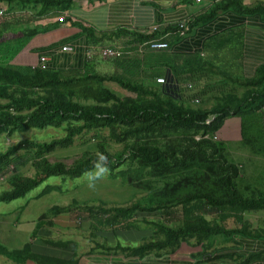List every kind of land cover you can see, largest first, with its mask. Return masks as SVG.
Masks as SVG:
<instances>
[{
    "label": "trees",
    "instance_id": "1",
    "mask_svg": "<svg viewBox=\"0 0 264 264\" xmlns=\"http://www.w3.org/2000/svg\"><path fill=\"white\" fill-rule=\"evenodd\" d=\"M74 1L0 0V10L7 15L27 10L37 22L30 27H27L29 19L18 23L25 26L24 31L9 41H4V29L0 28V136L8 138L33 129L64 131L63 136L47 141L22 139L0 152V176L9 172L6 176L9 188L0 193V202L24 198L50 177H59L64 182L98 168L107 170L113 178L119 174L128 187L145 193L137 201L121 206L101 202L81 207L75 201L67 206L53 205L34 223L29 241L16 248L0 242V256L14 264H79L75 243L67 258L40 252L33 243L39 238L45 217L71 216L78 210L87 213L79 219L90 223L95 237L102 228H110L112 234L149 232L137 245L121 244L118 240L113 244L105 237L93 240L94 245L87 252L89 256L160 257L174 253L186 243L203 247L200 261L236 257L237 264H247L260 257L244 258L227 253L230 246L226 244L234 243L236 237L264 239V228L255 227L245 219L246 213L264 215V190L244 184L246 177L242 175L241 164L230 158L220 129L227 117H239L240 143L251 154L264 153L263 132L259 136L251 131L264 118V66L247 79L218 69L213 72L218 74L217 81L208 79L209 84L199 86L198 75L206 69L212 70L213 64L202 62L198 54L181 60L171 54L170 48L177 35L191 33L197 25L204 26L224 13L239 17L258 14L264 19V6L247 8L242 0H211L192 19L150 30L147 35L122 29L96 36L94 31L84 29L95 45L112 36L126 38L123 43L127 46L142 45L141 55L108 59L119 65L130 62L129 67L137 74L134 70L128 72L131 77L141 76L139 80L95 72L93 63L81 74L48 69L43 67L44 63L34 68L12 65L10 62L38 32L39 20L55 17L57 10L66 9ZM4 16V13L0 15V20ZM168 35L174 39L170 40ZM151 41L166 42L168 48L149 49L147 44ZM167 70L175 77L178 87L165 83ZM157 78H163V83L157 82ZM227 82L242 88V92L218 93L212 96L210 106L201 104L202 96L212 94ZM107 83H114L127 95L121 97ZM191 93H195L194 98ZM211 117L213 120L207 123ZM102 131L107 136L102 138ZM89 132H94V137L101 141L86 147L79 158L71 163L49 158ZM109 142L121 145V149L109 151ZM21 157L30 162L33 176L20 172ZM58 189L47 186L41 194ZM139 214H157V217L139 221ZM43 243L66 249L70 242L46 238Z\"/></svg>",
    "mask_w": 264,
    "mask_h": 264
},
{
    "label": "crops",
    "instance_id": "2",
    "mask_svg": "<svg viewBox=\"0 0 264 264\" xmlns=\"http://www.w3.org/2000/svg\"><path fill=\"white\" fill-rule=\"evenodd\" d=\"M210 3L211 0H201V2H196V0L189 2L187 0H101L93 2L75 0L66 9L57 10L55 17L43 19L42 24L38 25L40 26L38 32L10 63L25 68L43 65L48 69L72 74L83 73L85 69H89V64L93 63L94 69L92 70L95 72L121 74L125 77V73L129 74V70L131 72L135 70L129 67L130 62H126L127 65H119L109 60L90 59L87 56L88 50L92 47H113L120 52V56L115 57L118 60L123 56L131 59L137 53L141 55L143 46L137 44L127 46L123 43L126 38L118 39L115 36L105 38L100 45H95L90 42L91 39L84 29L94 31L96 36L115 33L122 29L147 35L153 27L163 29L167 26H175L180 21L192 19L201 14ZM242 4L247 8L256 5L264 6V0H242ZM4 8L5 6H2V9ZM2 12L6 15L0 20V28L4 29L3 39L4 41L13 40L18 37L17 35L20 36V32H23L25 27L20 25L12 27V20L16 17L12 18L13 15L28 11L11 12L10 16ZM31 25L35 26L37 22H31L27 27ZM222 34L223 37L219 39ZM177 36L170 51L172 55L180 57L181 60L185 56L194 54L202 57V62L205 63L217 64L218 60L223 63L221 70L242 79L252 78L256 70L264 66V19L258 14L239 17L230 12L224 13L204 26L197 25L191 33ZM168 37H171L170 40L174 39L170 35ZM62 47H68L71 50L62 52ZM40 57L46 59L42 65H39ZM214 71V69L210 71L206 69L198 75L202 85L209 84L208 79L217 81L213 77L215 76ZM166 75L165 83L174 88L178 87V82L175 77L171 76L169 70L166 71ZM262 160L264 161V153ZM245 218L255 227H264V215L261 213H246ZM227 246H230L227 251L229 254L244 258L250 255L260 256L250 260L247 264H264L263 238L236 237L235 242ZM199 247L182 243L172 254H164L160 257L150 254L143 259L90 255L84 264H237L236 257L235 259L219 258L200 261Z\"/></svg>",
    "mask_w": 264,
    "mask_h": 264
},
{
    "label": "rangeland",
    "instance_id": "3",
    "mask_svg": "<svg viewBox=\"0 0 264 264\" xmlns=\"http://www.w3.org/2000/svg\"><path fill=\"white\" fill-rule=\"evenodd\" d=\"M27 16L28 18H26ZM12 18H14L12 27H19L18 23L21 21L24 22L27 19H29L30 22L28 23L30 24L34 21V15L30 13V11L13 15ZM43 21V19L39 20V23L42 24ZM22 24L23 23H21V25ZM213 66L214 70H218L222 68L223 63L217 60V64H213ZM134 73H136L135 70ZM215 76H218V74H215ZM215 76H213L214 79H218ZM125 77L131 78L132 80H135V78L139 80L141 76L137 77L134 74V77H131V75L125 73ZM200 84L201 81L198 82L199 86ZM106 85L121 97L127 95V92L119 89L114 83H107ZM229 91L240 94L242 88L235 87L229 82L222 83L214 89L212 94H205L201 98L199 96L201 104L205 103L206 106H210L212 104L213 95ZM194 94L195 93L190 94L191 98L195 97ZM263 126V120L260 123L258 121L255 128L251 129L252 133L261 136ZM63 135L64 131L61 129L46 128L44 130L33 129L29 132L15 133L14 136L8 138L0 136V152H3L8 146L22 139H33L41 142ZM101 136L102 138L103 136H107V132L102 131ZM220 136H222L225 141L226 147L230 152V158L236 163L241 164L242 175L246 177L244 184H249L254 188L264 190L263 154H251L248 147L240 143V118L236 116L227 117L220 129ZM99 141H101L99 138L94 137V132L84 133L75 139L71 147L57 150L49 155V158L51 160L59 159L66 163H71L80 157L82 151L85 150L86 147L93 146V144H97ZM119 149H121V145L109 142V151L115 152ZM19 161L21 163L19 168L20 172L24 176H33L34 169L30 162L26 160V157H21ZM10 168L11 167H9V171ZM120 170H124V167ZM8 173L7 171V174ZM7 174L0 176V193L9 188L8 182L6 181ZM47 186H57L59 189L41 194V191ZM144 193L145 191H138L128 187L119 174L113 178L107 170L101 168L86 173L80 178L73 180L68 179L64 182H61L59 177H50L39 187L26 194L24 198L14 200L10 203L0 202V242L9 248H16L29 241L34 223L53 205L67 206L75 201L77 205L81 207L85 204L92 205L100 204L101 202L108 206H121L137 201ZM24 205L25 207L22 209ZM86 216L87 213H81L75 210L71 216L61 214L52 219L45 217V225L39 231V238L33 240L37 250L67 258L72 252L74 247L73 243H75L77 256L80 258L79 264H84L89 256L87 254L89 248L94 245L93 240L105 237L113 244L118 240L121 244L137 245L140 243L141 237L149 235V232L142 230H137V232L116 231V233L112 234L110 228H102L101 231H96L95 237L92 233L94 230L89 226L90 223L79 219V217L85 218ZM156 217L157 214H139L138 220L140 221L143 218L155 219ZM261 228L264 227L261 226ZM46 238L69 241L70 243L66 249L54 248L48 246L49 244L44 245L43 241ZM198 249L201 253L204 252L203 247L200 246ZM0 264L14 263L0 256Z\"/></svg>",
    "mask_w": 264,
    "mask_h": 264
},
{
    "label": "built area",
    "instance_id": "4",
    "mask_svg": "<svg viewBox=\"0 0 264 264\" xmlns=\"http://www.w3.org/2000/svg\"><path fill=\"white\" fill-rule=\"evenodd\" d=\"M201 0H196V2H200ZM2 12L0 11V15ZM180 27H183V24L180 25ZM157 27H153L151 30H156ZM149 49L152 50H160V49H166L168 48V45L166 42H160V41H151L150 43L147 44ZM71 49L68 47H62L61 51L62 52H67L70 51ZM120 55V52L113 47H92L88 50L87 56L90 59H101V60H108L112 59L115 57H118ZM46 61L45 57H40L39 58V63H44ZM157 82L163 83V78H157ZM194 102L197 103L199 102V99L196 98L194 99ZM213 120V117L209 118L206 122H210Z\"/></svg>",
    "mask_w": 264,
    "mask_h": 264
},
{
    "label": "clouds",
    "instance_id": "5",
    "mask_svg": "<svg viewBox=\"0 0 264 264\" xmlns=\"http://www.w3.org/2000/svg\"><path fill=\"white\" fill-rule=\"evenodd\" d=\"M2 12V11H1ZM3 13V12H2ZM2 15V14H1ZM39 61V60H38Z\"/></svg>",
    "mask_w": 264,
    "mask_h": 264
}]
</instances>
